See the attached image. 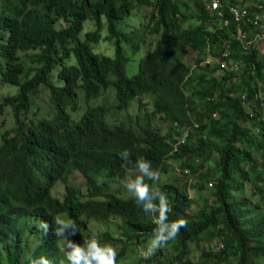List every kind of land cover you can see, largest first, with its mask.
I'll return each mask as SVG.
<instances>
[{
    "label": "trees",
    "instance_id": "16d2710c",
    "mask_svg": "<svg viewBox=\"0 0 264 264\" xmlns=\"http://www.w3.org/2000/svg\"><path fill=\"white\" fill-rule=\"evenodd\" d=\"M229 1L240 6L250 3V0ZM252 1L261 15L264 0ZM190 2L199 23L184 27L190 17ZM139 5L147 7L139 30L143 33L147 29L155 39L152 46L150 40L145 43V54L137 62L138 71L126 80L130 84L116 92L122 103L137 96V112L120 115L114 124L106 120L107 110L102 106L87 104L79 112L82 105L78 101L86 103L105 88L103 85L110 84L111 68L124 72L127 59L122 42L132 41L134 46H140L133 31L121 24L122 18ZM10 8H18L20 12L7 21L19 44H0V81L16 89L9 98L16 128L0 133V191L6 200H15L0 203V245L4 250L0 264L28 262L32 256L29 252L33 251L32 239L43 233L39 223L35 229L34 219L49 223L46 236L54 232L53 217L65 212L99 219H106L109 212L127 222L149 225L152 217L137 206L130 194L81 207L76 204L84 200L85 194L79 186L71 185L62 202L24 200L22 193L28 188L36 186L39 192L32 171L41 159L48 157L51 144L73 140L82 144L94 142L88 147L93 155L89 159L99 160L84 163L79 169L86 180L92 179L89 171L118 179L126 171L119 156L125 149L131 152L133 163L143 158L161 176L169 171L171 162L179 170L188 168L189 174L195 176L194 200L178 188L177 182H173L175 178L171 184L164 181L178 193L168 213L169 221H187L176 237L178 264H257L258 257L264 258V50L252 47L244 55L232 41L231 56L242 58L239 73L202 63L187 68L172 59L186 46L218 55L234 28L226 7L230 24L212 28L209 24L214 17L200 0H0V16ZM59 20L62 22L58 23ZM90 26L91 30L83 31ZM244 28L251 33L250 24L245 23ZM102 30L106 32L103 36ZM103 39L113 41L115 58L112 59L114 54L97 51ZM6 41L15 43L13 38ZM39 86L49 88L55 115L38 122L32 120L27 127L31 96L25 94L36 92ZM258 86L262 93L250 103L254 111L249 116L241 94L253 97ZM144 95L151 101L150 109L140 108ZM156 118L167 119L164 131H160ZM194 121L205 133L188 131L178 149L170 150L173 136L181 126ZM50 138L56 141L51 142ZM129 167L130 179L135 178L139 173L132 164ZM158 185L166 189L165 185ZM91 186L97 187L95 183ZM246 237L252 246L243 241ZM102 240L110 242L118 255V238L106 232Z\"/></svg>",
    "mask_w": 264,
    "mask_h": 264
},
{
    "label": "clouds",
    "instance_id": "9594fccd",
    "mask_svg": "<svg viewBox=\"0 0 264 264\" xmlns=\"http://www.w3.org/2000/svg\"><path fill=\"white\" fill-rule=\"evenodd\" d=\"M200 1L209 15L214 17V21L209 24L211 28L218 25L228 26L230 24V20L227 17L228 15L226 16V9L230 15L229 17L234 22V28L230 32L229 38L223 42L218 55L215 56L210 53L206 54L205 52L198 51V62L193 63L191 67L186 66L181 60L182 55L191 50L186 46L180 49L177 54L173 55L172 59L182 62L187 68H193L197 66L198 63H202V65H208V67H218L221 71L239 73L242 66V58L231 56L233 55L232 41L238 44L244 55L249 54L252 47L264 49V37L261 36L260 39H257L258 35L264 33V24L260 18L259 10L258 8L255 9L257 4L255 1L250 0L248 5L240 6L229 0H220L221 5L218 8H213L210 0ZM189 6L191 11L189 14L190 17L184 22V27L190 25L194 26L199 23V18L193 16V3L190 2ZM247 6H249L250 9H248ZM224 7H226V9H224ZM233 8L240 12L244 11V14L236 18L232 10ZM18 10V8H10L0 16V33L3 35V38H0L1 46H14L19 44L16 34L7 24L8 19L17 17L20 13ZM255 16L258 17L257 24L253 23ZM123 19L124 18H122V20ZM122 20L121 24L123 25ZM60 22L62 21L59 20L58 23ZM245 23L251 25V33H248L244 28ZM238 28L244 31L246 36L245 42H241L236 38ZM101 32H103V30ZM6 38H13L15 43H8ZM244 45H246V47H244ZM106 48L107 51L101 50V53L112 56L115 48L114 51H112L108 45H106ZM144 54L145 51L140 52L139 59H141ZM115 56L116 54L112 56V59L115 58ZM262 58L264 60V54ZM128 62H131V60L127 59L126 67L122 73H118L117 68H111L112 73L109 77L111 82L109 85H103L105 88H102L99 94L88 99L86 103L78 101L79 104L82 105L79 107V112H81L87 104L89 107L102 106L103 110H107L106 120L114 124L117 122L120 115L126 116L128 111L132 112L129 109V105L133 100H135V105L137 107V96H132L125 103H122L118 101L116 95L117 89L121 88L124 90L127 88L130 83H127L126 80L138 71L137 63H135L131 68L132 73L129 74L127 72ZM185 79L186 76L181 78L180 83L183 84ZM1 82L3 81H0V83ZM3 83L8 86L10 85L6 82ZM49 91V88L39 86L36 92L25 94L31 96V100L29 99L30 110L25 120L27 127L32 120L38 122L50 119L55 115V107ZM15 93L16 89L11 91L10 94H6L2 100L10 106L11 116H13L14 122L13 126L16 128L13 106L9 103V98ZM261 93V86H258L253 97H248L245 92L241 94L242 103L248 106L249 116H251L254 111L251 109L250 103L254 102ZM143 97L149 100L147 95ZM143 97H141V101L144 105L145 102ZM16 98L17 97L14 98V103L17 104L18 99L15 101ZM5 99L8 102H6ZM143 105L140 108H143ZM213 116L217 117L218 113L214 112ZM111 118L113 119L111 120ZM188 124L189 125L186 127H182L184 126L182 125L179 133L173 136L170 150L178 149V145L182 144L187 138L188 131L201 132L202 135L205 133L200 129L198 122L194 121ZM42 130L43 128L41 131ZM3 131H0V133ZM204 137L205 136H203V138ZM204 140H206V137ZM19 141L20 137H18V142ZM50 141L55 142L56 139L50 138ZM93 143V141H90L88 144H82L75 140L69 143H52L49 147L48 157L46 159H41L32 171L33 176L37 178L39 192L36 186L28 188L22 193L24 200L34 201L43 199L46 203L50 201L62 202L67 195V187L71 185L79 186L81 193L85 194L84 200L76 204L81 207H88L97 202L107 200L114 201L118 196H127L130 194L137 206L140 207L144 213L152 217L149 221V225L146 227L140 221L127 222L122 217L112 215L109 212H106V219L86 218L81 215L82 213L65 212L53 217L54 232H52L50 236H46L50 230L49 223L46 221L42 222L40 219H34L33 223L35 229L39 223V227L42 229L43 233L32 239L30 247L33 251L29 252L32 256L28 257V262L25 264H178L175 256L176 243L178 240L176 237L179 235L181 228L187 226V221L184 219L169 221L168 213L172 211L171 204L178 199V193L172 187L165 185L164 181L167 180L166 183L171 184V181L175 178L173 182H177L178 188L184 190L185 196L190 198L187 195V190L192 188L195 192L193 188L195 176L189 174L188 168L179 170L175 162L168 163L170 166L168 169L169 171L161 176L160 171L154 169L151 162L143 158H139L133 163L131 160V152L125 149L119 153V156L123 161V166L126 171L118 179L113 180L103 177L100 175L102 172L97 174L89 171L87 174L91 176L92 179L86 180L79 169L84 163H91L99 160L89 159L93 157V155L88 147ZM103 158L105 157H100V159ZM210 162H213V160L211 159ZM129 164H132L139 173L135 178L130 179L132 168H127ZM76 175L79 176L80 181H69L70 177L75 179ZM146 181H150L151 183L149 184ZM93 183H95L97 187L91 186ZM158 183L165 185L166 189L162 190ZM14 200L15 199L6 200L0 191L1 204L14 202ZM34 214L37 215V213ZM128 223L130 225H128ZM106 232L113 238L119 239L118 255L116 249L112 247L110 242V244L103 242L102 237ZM28 234H26V236ZM243 241L247 245L252 246V242L248 240V237ZM77 242H81V244H77ZM3 254L4 250L0 245V256ZM185 259L186 254H183V260ZM257 264H264V258L258 257Z\"/></svg>",
    "mask_w": 264,
    "mask_h": 264
},
{
    "label": "rangeland",
    "instance_id": "374dc122",
    "mask_svg": "<svg viewBox=\"0 0 264 264\" xmlns=\"http://www.w3.org/2000/svg\"><path fill=\"white\" fill-rule=\"evenodd\" d=\"M146 8L147 7H142L139 5L136 8L130 10L129 17H126L122 20V22L124 24V28L128 29V31L134 30V34H135L134 39L137 40L138 43H140V47L138 49V47L134 46L136 44L132 41H131V43L122 42V47H123L122 52L126 56L127 59L131 60V62L127 63V72L129 74L132 73L131 68L135 65V63H137L139 56H140V52L146 50V48L144 47L145 43H147L150 40V45L152 46L153 41L155 39L154 36H152L151 34L149 36L147 29H144L143 33H142V30H139V28L141 27V24L144 22L143 17L146 16V14H145ZM260 18L262 19V23L264 24V11L260 15ZM125 25H127V27ZM187 25H188V23H187ZM89 28L90 27L84 28L83 31H87ZM92 28H93V26H91L90 30ZM105 33L101 32L102 36L105 35ZM99 44L100 45L97 47L98 52H101V50L107 51L106 45H108L110 47V49L112 51H114L113 41L103 39V40L99 41ZM263 50L261 52H263ZM200 54L203 55L202 53H200ZM198 58H199L198 51L190 50V51H188V53H184L182 55L181 60L185 63L186 66L191 67L193 65V63L198 62ZM14 90H15L14 86H11V85L8 86V85L4 84L3 82L0 83V131L7 130L8 128L13 127V125H14L13 116H11L10 106L7 103L3 102V100H2L6 94H10L11 91H14ZM143 98H144V102H145V104L143 105V108L150 109L151 108V101L145 97H143ZM135 104H136L135 100H133L129 105V109L132 112L133 111L137 112ZM138 113L140 114L141 111H138ZM112 119L113 118H111V120ZM154 121H158L161 132L164 131L166 126L168 125V121L165 118H158V119L156 118ZM187 125H189V124L187 123ZM182 127H186V126H182ZM0 142H1V140H0ZM162 179H165V178H162ZM69 181L77 182V181H80V178H79V176L76 175L75 179L73 177H70ZM187 195L190 197V199H193V200L197 199V193H195L194 190H192V188H189L187 190ZM252 201H255V200L253 199ZM262 204H263L262 209L264 211V202ZM192 255L195 256L197 254L192 253Z\"/></svg>",
    "mask_w": 264,
    "mask_h": 264
},
{
    "label": "built area",
    "instance_id": "2783aa9c",
    "mask_svg": "<svg viewBox=\"0 0 264 264\" xmlns=\"http://www.w3.org/2000/svg\"><path fill=\"white\" fill-rule=\"evenodd\" d=\"M210 2H211V6L213 8H218L221 5V1L220 0H210ZM232 10H233V13L236 16V18H238L240 15H243L244 14V11L243 12H240V11L236 10L235 8H233ZM253 23H255V24L258 23V17L257 16L254 17ZM261 36L264 37V33L262 35H258L257 36V39H260ZM236 38L238 40H240L241 42H245L246 36H245L244 31H242L241 28H238L237 29ZM244 47H246V45H244Z\"/></svg>",
    "mask_w": 264,
    "mask_h": 264
}]
</instances>
